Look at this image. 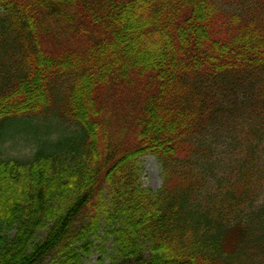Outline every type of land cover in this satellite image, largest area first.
<instances>
[{"label":"trees","instance_id":"16d2710c","mask_svg":"<svg viewBox=\"0 0 264 264\" xmlns=\"http://www.w3.org/2000/svg\"><path fill=\"white\" fill-rule=\"evenodd\" d=\"M104 220L111 264H264V0H0V264H86Z\"/></svg>","mask_w":264,"mask_h":264},{"label":"rangeland","instance_id":"374dc122","mask_svg":"<svg viewBox=\"0 0 264 264\" xmlns=\"http://www.w3.org/2000/svg\"><path fill=\"white\" fill-rule=\"evenodd\" d=\"M51 127V136L57 135V130L54 123H49ZM22 127L27 126L23 125ZM66 126H61L65 128ZM44 132V128H42ZM41 133V135H42ZM13 138L9 139L5 144V152L9 157L27 158L32 149L35 147L37 136L36 132L27 131L26 129H18L14 132ZM142 169V183L145 188H151L158 191L163 185V172L162 167L158 160L153 156H147L141 161ZM109 223L103 221L100 224V238L95 239L94 250L86 264H111L116 257V247L109 234ZM44 236V232H40V237ZM146 255V253H145ZM45 264H54L48 258Z\"/></svg>","mask_w":264,"mask_h":264}]
</instances>
